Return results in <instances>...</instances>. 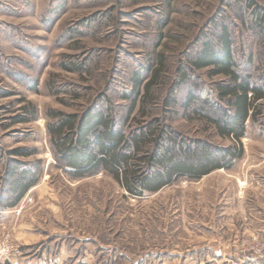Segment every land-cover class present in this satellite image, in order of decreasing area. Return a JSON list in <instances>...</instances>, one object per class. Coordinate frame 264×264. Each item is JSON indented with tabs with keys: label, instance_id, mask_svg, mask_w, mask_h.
Segmentation results:
<instances>
[{
	"label": "rangeland",
	"instance_id": "obj_1",
	"mask_svg": "<svg viewBox=\"0 0 264 264\" xmlns=\"http://www.w3.org/2000/svg\"><path fill=\"white\" fill-rule=\"evenodd\" d=\"M251 16L245 0H0V194L9 160L39 175L18 205L0 208V264H189L195 244L264 229V100L259 121H247L244 155L232 168L198 180L183 177L143 197L131 196L104 172L70 177L46 131L50 109L126 107L122 96L134 73L149 80L152 64L163 68L155 85L158 104L146 117L137 108L138 119L160 116L191 144L232 146V138L185 108L194 92L195 107L211 115L222 110L205 99L215 100L223 77L191 73L189 63L225 24L238 61L262 80L264 35L251 27ZM27 102L37 118L15 122L30 117ZM15 148L33 154L12 155Z\"/></svg>",
	"mask_w": 264,
	"mask_h": 264
},
{
	"label": "trees",
	"instance_id": "obj_2",
	"mask_svg": "<svg viewBox=\"0 0 264 264\" xmlns=\"http://www.w3.org/2000/svg\"><path fill=\"white\" fill-rule=\"evenodd\" d=\"M245 1L252 14L251 27L263 36L264 6L255 0ZM236 51L232 30L223 24L212 38L201 42L189 63L191 73L206 70L211 78L223 77L215 85V100L205 99L208 107L222 109L220 115H211L206 109L195 107L197 95L194 92L188 94L185 103L187 110L196 109L195 112L206 118L221 137L232 138L235 141L232 146L219 147L202 140L191 144L160 116L151 120L138 119L137 108L141 116L146 117L158 104L155 85L159 83L163 68H152L150 64L147 68L152 73L149 80H145L140 71L134 73L131 89L122 96L128 102L122 109L111 103L92 105L82 112L48 110L46 131L54 157L70 177L83 178L104 172L134 197L156 193L183 177L198 180L214 170L232 168L244 155L242 138L247 133V121L253 124L259 121L263 107L260 100H264V68L260 72L263 79L254 80L238 61ZM63 65L70 71L79 69ZM187 75L188 72L183 74L181 83L186 81ZM174 101L171 98L166 107ZM24 108L30 117H18L15 122L37 118L38 110L32 102H27ZM11 153L15 156L33 154L22 148H15ZM14 161L9 160L7 164L3 195L0 194V208L3 209L18 205L39 181L36 170L29 167L17 170Z\"/></svg>",
	"mask_w": 264,
	"mask_h": 264
},
{
	"label": "built area",
	"instance_id": "obj_3",
	"mask_svg": "<svg viewBox=\"0 0 264 264\" xmlns=\"http://www.w3.org/2000/svg\"><path fill=\"white\" fill-rule=\"evenodd\" d=\"M229 264H259L264 262V231L236 238L227 258Z\"/></svg>",
	"mask_w": 264,
	"mask_h": 264
},
{
	"label": "crops",
	"instance_id": "obj_4",
	"mask_svg": "<svg viewBox=\"0 0 264 264\" xmlns=\"http://www.w3.org/2000/svg\"><path fill=\"white\" fill-rule=\"evenodd\" d=\"M250 227H254L253 222ZM256 231H264V229H254L251 232ZM218 238L215 239L214 242L202 241L190 247L191 249H189L188 255L190 260L189 264H224L227 261L231 245L233 244L235 238L239 237L236 236L234 239L225 240H222L221 237ZM184 261H187V259ZM259 264H264V262H260Z\"/></svg>",
	"mask_w": 264,
	"mask_h": 264
}]
</instances>
